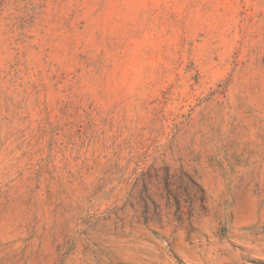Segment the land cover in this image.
<instances>
[{
	"label": "rangeland",
	"instance_id": "1",
	"mask_svg": "<svg viewBox=\"0 0 264 264\" xmlns=\"http://www.w3.org/2000/svg\"><path fill=\"white\" fill-rule=\"evenodd\" d=\"M0 264H264V0H0Z\"/></svg>",
	"mask_w": 264,
	"mask_h": 264
}]
</instances>
